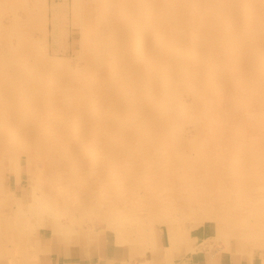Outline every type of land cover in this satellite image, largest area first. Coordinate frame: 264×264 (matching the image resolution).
<instances>
[{
  "label": "rangeland",
  "instance_id": "rangeland-1",
  "mask_svg": "<svg viewBox=\"0 0 264 264\" xmlns=\"http://www.w3.org/2000/svg\"><path fill=\"white\" fill-rule=\"evenodd\" d=\"M203 227L264 255V0H0V264Z\"/></svg>",
  "mask_w": 264,
  "mask_h": 264
},
{
  "label": "crops",
  "instance_id": "crops-1",
  "mask_svg": "<svg viewBox=\"0 0 264 264\" xmlns=\"http://www.w3.org/2000/svg\"><path fill=\"white\" fill-rule=\"evenodd\" d=\"M205 227L186 234L152 231L142 241L118 243L105 236L79 235L51 242L37 264H264V255L210 242ZM43 250V249H42Z\"/></svg>",
  "mask_w": 264,
  "mask_h": 264
},
{
  "label": "bare ground",
  "instance_id": "bare-ground-1",
  "mask_svg": "<svg viewBox=\"0 0 264 264\" xmlns=\"http://www.w3.org/2000/svg\"><path fill=\"white\" fill-rule=\"evenodd\" d=\"M141 1H143V0H141ZM141 7H143L142 5L140 6V8ZM141 9H143V8H141ZM136 20L138 21V19L136 18ZM134 22L136 23V21H135V19H134ZM138 23V22H137ZM136 23V24H137ZM141 26V25H140ZM180 49V48H179ZM176 61H177V59H176ZM180 61H181V59H180ZM178 64V63H177ZM184 67H185V64L184 63H180L179 64V68L182 70V69H184ZM253 125L252 126H255V125H257L256 124V122L254 123H252ZM60 226V225H59ZM63 227H65L66 228V226H63ZM55 229H56V227H54ZM58 230L57 231H59L60 230V227L59 228H57ZM70 229V228H69ZM61 230H62V228H61ZM52 231H54L55 232V230L53 229ZM69 231V230H68ZM61 233H62V231H61ZM49 234V233H48ZM62 239H64V240H66L65 238H62ZM229 245V244H228Z\"/></svg>",
  "mask_w": 264,
  "mask_h": 264
}]
</instances>
